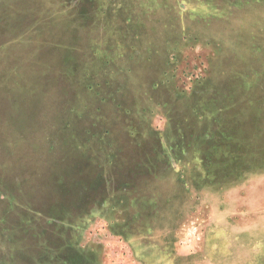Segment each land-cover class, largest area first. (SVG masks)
Listing matches in <instances>:
<instances>
[{
  "label": "rangeland",
  "instance_id": "obj_1",
  "mask_svg": "<svg viewBox=\"0 0 264 264\" xmlns=\"http://www.w3.org/2000/svg\"><path fill=\"white\" fill-rule=\"evenodd\" d=\"M61 1L0 0V264H264V0Z\"/></svg>",
  "mask_w": 264,
  "mask_h": 264
},
{
  "label": "crops",
  "instance_id": "obj_2",
  "mask_svg": "<svg viewBox=\"0 0 264 264\" xmlns=\"http://www.w3.org/2000/svg\"><path fill=\"white\" fill-rule=\"evenodd\" d=\"M178 3H182V4H186L187 3H191L190 0H177ZM56 4V3H55ZM61 4L62 6H69L72 4V2L70 0H64V1H61Z\"/></svg>",
  "mask_w": 264,
  "mask_h": 264
},
{
  "label": "trees",
  "instance_id": "obj_3",
  "mask_svg": "<svg viewBox=\"0 0 264 264\" xmlns=\"http://www.w3.org/2000/svg\"><path fill=\"white\" fill-rule=\"evenodd\" d=\"M55 186H57V184H55ZM64 187H66V184H64ZM63 189V188H62ZM47 210V208H43L42 210H38L39 213L45 212Z\"/></svg>",
  "mask_w": 264,
  "mask_h": 264
}]
</instances>
